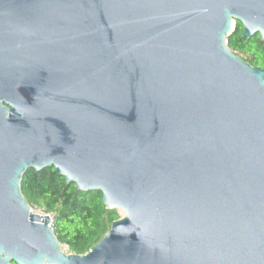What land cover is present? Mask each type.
<instances>
[{
    "label": "water",
    "instance_id": "95a60500",
    "mask_svg": "<svg viewBox=\"0 0 264 264\" xmlns=\"http://www.w3.org/2000/svg\"><path fill=\"white\" fill-rule=\"evenodd\" d=\"M264 0H0V264H264ZM53 167L123 215L60 250L21 193Z\"/></svg>",
    "mask_w": 264,
    "mask_h": 264
},
{
    "label": "trees",
    "instance_id": "16d2710c",
    "mask_svg": "<svg viewBox=\"0 0 264 264\" xmlns=\"http://www.w3.org/2000/svg\"><path fill=\"white\" fill-rule=\"evenodd\" d=\"M242 32L241 23L236 22L227 38L228 47L251 66L264 69V43L259 35L243 38ZM21 193L30 207L54 214L53 232L60 246H66L71 254L84 255L92 250L120 218L116 210L106 209L100 192L77 190L53 167L28 170Z\"/></svg>",
    "mask_w": 264,
    "mask_h": 264
},
{
    "label": "built area",
    "instance_id": "2783aa9c",
    "mask_svg": "<svg viewBox=\"0 0 264 264\" xmlns=\"http://www.w3.org/2000/svg\"><path fill=\"white\" fill-rule=\"evenodd\" d=\"M30 209H32V210H34V211H39V212H41V213L43 214V216H48L49 219H50V226L52 227V223H53V219H54V214H52V213L46 214V213H44L43 211L38 210V209L33 208V207H30ZM60 250H61L63 253H65V254H71V253L68 252V248H67L66 246H60Z\"/></svg>",
    "mask_w": 264,
    "mask_h": 264
},
{
    "label": "rangeland",
    "instance_id": "374dc122",
    "mask_svg": "<svg viewBox=\"0 0 264 264\" xmlns=\"http://www.w3.org/2000/svg\"><path fill=\"white\" fill-rule=\"evenodd\" d=\"M241 57H244V56H241ZM244 58H245V57H244ZM118 214H119L120 217L123 215L121 212H119Z\"/></svg>",
    "mask_w": 264,
    "mask_h": 264
}]
</instances>
